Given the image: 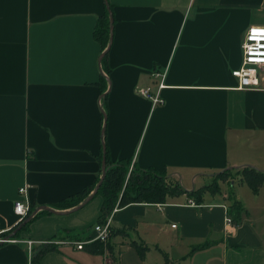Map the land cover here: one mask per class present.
Returning <instances> with one entry per match:
<instances>
[{"label": "crops", "instance_id": "crops-1", "mask_svg": "<svg viewBox=\"0 0 264 264\" xmlns=\"http://www.w3.org/2000/svg\"><path fill=\"white\" fill-rule=\"evenodd\" d=\"M107 1L116 21L101 62L93 29L106 0H0V237L17 226L20 187L34 210H53L0 245V264H31L26 240L32 252L57 241L40 264H264V197L252 211L239 183L247 212L230 233L223 182L200 203L182 193L116 204L110 248L76 247L94 235L102 197L57 204L100 178L104 143L111 161L166 169L186 190L228 168L264 170V72L258 88L233 75L264 0ZM159 70L152 106L138 89L155 90Z\"/></svg>", "mask_w": 264, "mask_h": 264}, {"label": "trees", "instance_id": "trees-1", "mask_svg": "<svg viewBox=\"0 0 264 264\" xmlns=\"http://www.w3.org/2000/svg\"><path fill=\"white\" fill-rule=\"evenodd\" d=\"M110 14L112 17L113 34V25L116 20L113 14L112 5L106 0L104 12L98 16L93 29V38L100 45V54L104 53L109 44L111 32ZM107 54L108 50L100 59L101 62L106 59ZM105 79L106 78L104 77V80ZM106 96L107 94L104 93L101 98L104 104ZM103 116L105 119V111ZM103 156L106 163L105 175L95 194L100 195L103 200L101 206V215L98 222L103 221L116 204H118L119 207H122L130 203H163L167 197L182 193L193 197L197 203H200L202 201V194L205 191H209L213 194L221 193V183L223 182L227 183L228 185L227 199L230 202L229 213L235 222H240L243 215L247 212V208L243 205L242 201L237 198L236 184L245 182L256 194L259 193L261 188L264 187V170H261L253 165L225 169L213 175L209 183L196 189L186 190L180 184L179 179L169 174L166 169L158 170L155 167H148L145 169L140 168L135 164V162L132 163L130 158L120 159L116 162L111 161L109 158L108 148L105 143L102 146V152L98 156L99 160H101ZM99 179L100 178L98 177L93 185L80 192L76 197H70L60 201L57 205L64 207L78 205L88 197ZM40 213H43V211H38L35 213L31 220ZM31 220L22 225L21 229L26 228ZM16 227L17 226L12 228V231L16 229ZM19 231L14 233L12 237H16ZM112 234L113 233L111 231L110 237ZM107 243V246L110 248L109 240ZM89 247L93 252H103V243L100 241L95 240L91 242ZM52 249H54V246L49 243H45L36 247V251H33L34 253H32L31 256V264H40L41 257Z\"/></svg>", "mask_w": 264, "mask_h": 264}, {"label": "built area", "instance_id": "built-area-1", "mask_svg": "<svg viewBox=\"0 0 264 264\" xmlns=\"http://www.w3.org/2000/svg\"><path fill=\"white\" fill-rule=\"evenodd\" d=\"M264 72V25H252L249 27L245 34L243 42V59L242 64L233 70V75L238 78L240 88H258L261 86V73ZM166 71L159 70L152 72V75L158 77L159 82L155 90L149 87H142L138 89V93L143 97L147 98L152 106L162 103V98L160 96L161 88L163 87V79L165 77ZM131 167V166H130ZM19 198L14 202V212L18 217L19 224L24 218L30 215L34 209L31 207L28 195L27 186H22L18 189ZM228 209V208H227ZM117 210L114 207L111 212L105 217L101 222H97L93 226L94 235L89 239L82 241H74L76 247L81 249L84 244L93 242L95 240L100 241L104 245L107 244L110 233H111V221L112 215ZM229 210V209H228ZM172 226H175L174 224ZM236 227V222L233 217L227 211L225 217V229L227 233L232 232ZM0 241H16L10 237L5 239V237H0ZM28 247L29 257L32 255L33 245L36 243L32 240L25 241ZM56 242L57 241H39L41 244Z\"/></svg>", "mask_w": 264, "mask_h": 264}, {"label": "water", "instance_id": "water-1", "mask_svg": "<svg viewBox=\"0 0 264 264\" xmlns=\"http://www.w3.org/2000/svg\"><path fill=\"white\" fill-rule=\"evenodd\" d=\"M110 22H111V25H110V30H111V32H110V40H109V44H108L107 48L105 49L104 53L107 52V50L110 48V45H111V43H112V17H111V14H110ZM104 53H102V54L100 55V59L102 58V56H103ZM105 119H106V117H105ZM103 151H104V149H103ZM105 170H106V163H105V158H104V156H103V158H102V173H101V176H100L99 181L97 182L96 186L94 187L92 193H90V194L88 195V197H87L86 199H84V200H83V201H82V202L76 207V209H77V208H80L81 206H83L86 202H88V201H89V200H90V199L96 194V192H97L99 186L101 185V183H102V181H103V178H104V175H105ZM43 210H44V211L53 212V210H52L51 208H49L48 206L38 207V208H36V209H35L30 215H28L26 218H24V219H23V220L17 225L16 229H14V230L12 231L11 234L7 235V236L5 237V239H9L14 233H16L18 230H20L21 227H22V225H24L25 223H27L28 221H30L31 218L33 217V215H34L35 213H37L38 211H43ZM2 243H3V242L0 241V245H1Z\"/></svg>", "mask_w": 264, "mask_h": 264}, {"label": "rangeland", "instance_id": "rangeland-1", "mask_svg": "<svg viewBox=\"0 0 264 264\" xmlns=\"http://www.w3.org/2000/svg\"><path fill=\"white\" fill-rule=\"evenodd\" d=\"M238 191L241 195L243 202L248 207L251 206V210L256 212L258 210V204H259L258 200L264 197V190L260 191V193L257 195L256 193L252 191V189L247 183L240 182L238 185ZM262 204L264 203H260V205Z\"/></svg>", "mask_w": 264, "mask_h": 264}]
</instances>
